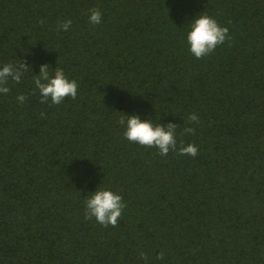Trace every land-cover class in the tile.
I'll use <instances>...</instances> for the list:
<instances>
[{"label":"trees","instance_id":"1","mask_svg":"<svg viewBox=\"0 0 264 264\" xmlns=\"http://www.w3.org/2000/svg\"><path fill=\"white\" fill-rule=\"evenodd\" d=\"M204 12L231 39L197 59ZM20 61L0 93V264H264V0H0V68ZM45 64L75 100L40 102ZM133 114L176 124L177 151L129 142ZM100 188L127 205L116 227L84 217Z\"/></svg>","mask_w":264,"mask_h":264},{"label":"clouds","instance_id":"2","mask_svg":"<svg viewBox=\"0 0 264 264\" xmlns=\"http://www.w3.org/2000/svg\"><path fill=\"white\" fill-rule=\"evenodd\" d=\"M90 23L98 25L102 22V14L98 8L90 10ZM43 23V21H42ZM72 24L71 20L64 21L58 26V30L68 31ZM191 30L187 35V42L190 45L191 53L201 59L211 55L215 49L230 40L229 29L222 27L216 19L205 12L198 15L190 24ZM32 70L26 62L20 61L18 65L11 63L5 64L0 68V93L7 94L10 88L7 86L11 79L15 83H20L23 75ZM50 66L45 64L40 66V74L35 75L34 85L38 89L42 104L48 103L59 105L66 98L73 100L77 97L78 87L76 80H69L61 68H56L54 74L50 75ZM27 99L24 95L17 96V100L23 104ZM43 115V114H41ZM189 123L199 124V117L193 113L188 117ZM118 123L126 128L124 137L133 143L150 148H157L161 156H167L170 151H177V125L168 123H153L152 120H142L139 115H124ZM184 134H195V129L188 127L184 129ZM199 149L195 144L179 146V155L196 157ZM84 217L86 220L95 218L97 223L107 228L116 227L118 221L127 205L123 202V197L111 190L97 189L85 200ZM165 258L164 252L157 256L158 260ZM140 259L147 260L145 253H140Z\"/></svg>","mask_w":264,"mask_h":264}]
</instances>
